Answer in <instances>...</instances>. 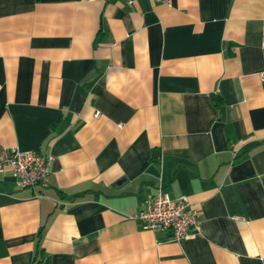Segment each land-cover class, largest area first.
I'll return each mask as SVG.
<instances>
[{"label":"crops","instance_id":"crops-1","mask_svg":"<svg viewBox=\"0 0 264 264\" xmlns=\"http://www.w3.org/2000/svg\"><path fill=\"white\" fill-rule=\"evenodd\" d=\"M0 264H264V0H0ZM159 186L199 230L128 216Z\"/></svg>","mask_w":264,"mask_h":264},{"label":"built area","instance_id":"built-area-1","mask_svg":"<svg viewBox=\"0 0 264 264\" xmlns=\"http://www.w3.org/2000/svg\"><path fill=\"white\" fill-rule=\"evenodd\" d=\"M131 4L134 0H123ZM156 1V0H154ZM52 157L39 150H20L10 147L0 152V172L10 170L21 186L46 187ZM143 227L170 232L171 238H186L199 230L195 211L183 194L171 198L162 186L149 195L143 207L128 216Z\"/></svg>","mask_w":264,"mask_h":264}]
</instances>
